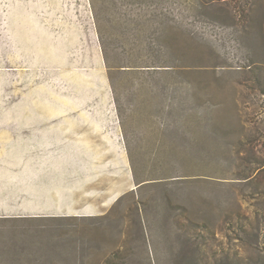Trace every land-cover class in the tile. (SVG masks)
I'll list each match as a JSON object with an SVG mask.
<instances>
[{"label":"rangeland","instance_id":"rangeland-1","mask_svg":"<svg viewBox=\"0 0 264 264\" xmlns=\"http://www.w3.org/2000/svg\"><path fill=\"white\" fill-rule=\"evenodd\" d=\"M19 122L120 127L124 193L0 221V264H264V0H0Z\"/></svg>","mask_w":264,"mask_h":264},{"label":"crops","instance_id":"crops-1","mask_svg":"<svg viewBox=\"0 0 264 264\" xmlns=\"http://www.w3.org/2000/svg\"><path fill=\"white\" fill-rule=\"evenodd\" d=\"M121 135L120 127L96 123H0V221L95 218L109 210L124 193L120 175L106 167L107 159L117 161L121 171Z\"/></svg>","mask_w":264,"mask_h":264},{"label":"flooded vegetation","instance_id":"flooded-vegetation-1","mask_svg":"<svg viewBox=\"0 0 264 264\" xmlns=\"http://www.w3.org/2000/svg\"><path fill=\"white\" fill-rule=\"evenodd\" d=\"M25 259L31 260L32 262H39L40 261V260H37V259H31V258H25Z\"/></svg>","mask_w":264,"mask_h":264},{"label":"trees","instance_id":"trees-1","mask_svg":"<svg viewBox=\"0 0 264 264\" xmlns=\"http://www.w3.org/2000/svg\"><path fill=\"white\" fill-rule=\"evenodd\" d=\"M216 1H218V0H216Z\"/></svg>","mask_w":264,"mask_h":264}]
</instances>
